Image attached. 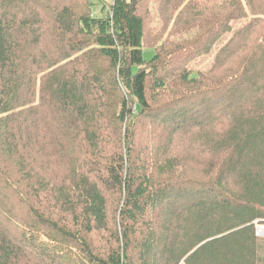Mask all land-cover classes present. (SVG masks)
<instances>
[{
	"label": "trees",
	"instance_id": "obj_1",
	"mask_svg": "<svg viewBox=\"0 0 264 264\" xmlns=\"http://www.w3.org/2000/svg\"><path fill=\"white\" fill-rule=\"evenodd\" d=\"M92 4L0 0V264H264V0Z\"/></svg>",
	"mask_w": 264,
	"mask_h": 264
},
{
	"label": "rangeland",
	"instance_id": "obj_2",
	"mask_svg": "<svg viewBox=\"0 0 264 264\" xmlns=\"http://www.w3.org/2000/svg\"><path fill=\"white\" fill-rule=\"evenodd\" d=\"M93 2L92 8H91V15L95 17H105L107 14V8L102 4L103 1H105L107 4L111 3L112 0H90ZM149 4V6H151ZM104 6V7H103ZM149 15V14H148ZM160 20L158 16L155 13H150V17L147 18L146 21V35L144 39V57L145 59H149L152 54L154 53V47L159 44V42H156V39L158 37ZM162 34V33H160ZM262 226L257 227V234L260 236H264V230L261 229Z\"/></svg>",
	"mask_w": 264,
	"mask_h": 264
},
{
	"label": "built area",
	"instance_id": "obj_3",
	"mask_svg": "<svg viewBox=\"0 0 264 264\" xmlns=\"http://www.w3.org/2000/svg\"><path fill=\"white\" fill-rule=\"evenodd\" d=\"M262 230H264V228H261ZM259 235V234H258Z\"/></svg>",
	"mask_w": 264,
	"mask_h": 264
},
{
	"label": "water",
	"instance_id": "obj_4",
	"mask_svg": "<svg viewBox=\"0 0 264 264\" xmlns=\"http://www.w3.org/2000/svg\"><path fill=\"white\" fill-rule=\"evenodd\" d=\"M261 228H264V227H261Z\"/></svg>",
	"mask_w": 264,
	"mask_h": 264
}]
</instances>
